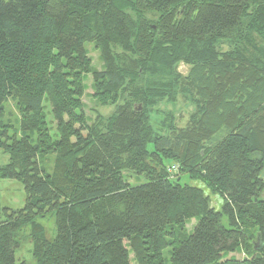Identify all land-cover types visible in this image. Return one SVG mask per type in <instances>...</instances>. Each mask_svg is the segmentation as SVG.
Wrapping results in <instances>:
<instances>
[{
    "label": "trees",
    "instance_id": "16d2710c",
    "mask_svg": "<svg viewBox=\"0 0 264 264\" xmlns=\"http://www.w3.org/2000/svg\"><path fill=\"white\" fill-rule=\"evenodd\" d=\"M87 40L102 70L90 71ZM114 45L130 53L125 65H139L133 78ZM164 46L188 51L187 75L168 83L171 102L175 90L198 102V132L166 125L158 133L146 108L154 96L139 68L157 67ZM89 71L97 96L108 97L101 104L121 103L105 125L85 122ZM8 96L20 130L35 140L9 135L0 120L8 157L0 177L20 181L25 193L23 207L0 210V264H29L15 259L27 225L36 264H264V0H0V117ZM52 150L55 178L39 162ZM124 172L143 181L131 185ZM183 174L201 185L182 184ZM46 212L52 239L36 222ZM192 218L178 236L175 225ZM254 228L247 257L221 260L247 248Z\"/></svg>",
    "mask_w": 264,
    "mask_h": 264
},
{
    "label": "rangeland",
    "instance_id": "374dc122",
    "mask_svg": "<svg viewBox=\"0 0 264 264\" xmlns=\"http://www.w3.org/2000/svg\"><path fill=\"white\" fill-rule=\"evenodd\" d=\"M84 47L86 49L87 56L90 57V71L91 69L102 70L104 68L103 61L99 54V50L95 48L94 41H84ZM181 47L182 49L179 47L172 48L170 46H164V48L162 49L163 55L161 59L158 60L157 67L151 66L149 64L145 67H143L144 65H142V68H139L141 80L146 84V90L154 96L151 97V100L146 105V108L148 109L152 123L156 130H158V133H167L164 129V126L166 125H170L178 131L190 129L192 127L191 114L200 108V106H198V102L194 97L191 98L189 93L179 92L178 90H175V100L171 102V89L170 84L168 83L169 79H175V73L186 76L190 68V65L186 63V56L188 51L184 49V46ZM114 49L116 52V59L118 64L122 65L124 72L129 75L130 78H133L131 76V72H137L139 65L137 63L125 65V63H127L128 61H131L130 53L126 52V50H124L123 47L119 45H114L113 51ZM167 50H170V53H168ZM151 69L153 70L152 76H146V70ZM90 71L84 73L83 83L85 89L81 98L83 103L85 122L88 125H93L94 122L105 125L107 123V119L109 118L108 114H111L115 109L113 106L116 105L117 111L118 106L121 105V103L114 102L112 103L113 106L101 104L105 99H108V97H104L101 100L102 97L99 96V94L97 96ZM152 86H154L156 89L152 90ZM138 87H141V84H138ZM155 95H158V98H155ZM43 105V114L44 116H46V123H48L52 129H55V121L51 114L49 99L47 97L43 99ZM2 107L3 111L0 120L4 125H10L7 129L9 130L8 134L12 135L13 133H16L17 136L29 134L32 143H34L35 132L24 133L20 130V115L17 102L12 97L8 96L3 101ZM191 129L195 131L197 130L198 132L200 127L198 125H194ZM55 159L56 152L54 150L50 151L49 153H44L43 155L39 154V162L41 164L43 172L49 174L53 178H55ZM7 161V154L4 153L0 148V165L7 163ZM171 163L174 162H169L168 165ZM178 174L179 171L171 173V175L175 177ZM124 176L127 182L131 185L137 184V182L139 181H143V179H141L140 177H136V175L131 172H124ZM262 176L264 177V173H262ZM59 177L61 178L60 181L63 182L65 177L62 175H60ZM180 181L182 184L189 183L191 185H201V183L196 180H190L185 174L181 175ZM63 188L65 187L63 186ZM208 195H210V201L215 203L216 206H219L218 200L213 195ZM262 195H264V190L262 191ZM262 195H260L259 197H264ZM24 203L25 193L21 182L16 179L0 177V210L5 206L14 209L21 208L23 207ZM196 221L197 218H192L185 221L183 224L175 225V232L178 234V236L189 233ZM36 222L43 226L44 233L48 239H52L55 236V221L54 216L51 213L46 212L43 214V216L37 217ZM222 223L227 224L225 217H223ZM255 230L256 228H254V230H246L247 248H245L244 245L240 246L234 251L223 254L221 260H242L243 258L247 257L250 254L248 251L249 249H251V245H255L258 242L255 237ZM20 232V246L15 250L16 262L24 260L29 264H36V262L32 258V244L30 239L28 238L30 226L27 225L23 227ZM169 249L170 247L168 246L164 251V255L166 257L169 256Z\"/></svg>",
    "mask_w": 264,
    "mask_h": 264
},
{
    "label": "built area",
    "instance_id": "2783aa9c",
    "mask_svg": "<svg viewBox=\"0 0 264 264\" xmlns=\"http://www.w3.org/2000/svg\"><path fill=\"white\" fill-rule=\"evenodd\" d=\"M171 168L174 169V170L176 169V167H174V166H172Z\"/></svg>",
    "mask_w": 264,
    "mask_h": 264
}]
</instances>
